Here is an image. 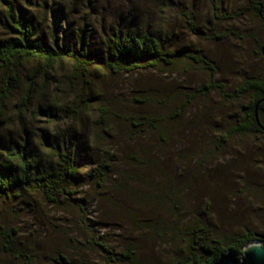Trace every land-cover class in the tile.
Here are the masks:
<instances>
[{"label":"rangeland","instance_id":"1","mask_svg":"<svg viewBox=\"0 0 264 264\" xmlns=\"http://www.w3.org/2000/svg\"><path fill=\"white\" fill-rule=\"evenodd\" d=\"M254 2L264 16V0ZM16 4L46 42L55 35L72 51L80 48V33L87 49L102 58L103 39L111 31H147L170 49L186 47L185 52L209 62L215 70L213 82L227 93L246 79L264 76L259 50L264 20L249 0H16ZM185 15L193 18L196 31L189 29ZM34 71L33 65H25L21 83ZM89 72L75 78L65 62L35 75V114L19 111V91L0 115L1 133L26 135L41 152L43 135L53 140L54 134L78 133L81 139L77 143L81 176L70 187L77 191L73 200L55 205L32 190L0 200V222L14 231L19 248L31 253L36 264L51 263L57 252L74 264L100 263L105 255L96 243L105 244L113 255L132 252L136 264H179L194 239L199 244L213 239L226 244L249 232L264 242V138L232 136L225 143L220 139L239 118L243 101H225L217 91L198 93L209 83L210 71L193 60L180 59L175 68L162 72L114 75L100 66ZM190 95L183 115L175 122L169 119ZM81 101L86 105L77 107ZM99 109L106 111L104 120ZM137 114L163 119L157 120V131L135 135L124 119ZM160 132L167 133L164 143ZM131 155L141 162L129 159ZM110 156L112 174L98 185L89 174ZM0 264L19 263L0 250Z\"/></svg>","mask_w":264,"mask_h":264},{"label":"trees","instance_id":"2","mask_svg":"<svg viewBox=\"0 0 264 264\" xmlns=\"http://www.w3.org/2000/svg\"><path fill=\"white\" fill-rule=\"evenodd\" d=\"M249 3L255 14L264 20L261 5L254 0H249ZM0 8L2 10L0 22L3 31H0V72L2 74L0 77V115L5 113L6 104L19 91H21L17 104L19 111L35 114L32 109L36 87L35 75H44L60 63H69L74 77L81 75L83 78L89 75L92 68L97 69L98 66L114 75L133 74L140 70L162 72L163 69L175 68L180 59H185L202 64L210 71L209 83L202 85L197 90L198 93L217 91L225 101H243L240 104L239 118L225 129V133L220 137L221 142L225 143L227 138L241 135L264 138V76L246 79L231 93H227L223 85L213 82L215 70L209 62L200 56L185 52L189 50L186 47L170 49L147 31L128 30L125 33L111 31L103 39L105 56L101 58L87 49L81 33L78 36L80 48L75 51L63 46V43L59 44L55 35L50 43L46 42L38 28L33 25L32 20H28L26 14L21 12L16 0H0ZM185 21L190 30L196 31L191 16L185 15ZM259 50L264 57V44L259 46ZM27 64L35 67V75L25 77L27 82L24 80L22 84L20 73ZM20 84L23 86L22 89H19ZM186 98L180 106L177 105L169 119L175 122L183 115L184 105L190 102L192 96ZM134 102L142 103L140 100H134ZM80 105L86 104L81 101L77 107ZM77 110L78 108L72 110V113L75 115ZM38 111L43 113L41 108ZM98 111L100 119L104 120V116L107 115L106 111L104 109ZM49 116L53 117V115ZM161 119L163 118L153 115L137 114L128 116L124 121L131 131L132 129L136 131L134 133L137 135L148 129L157 131L155 124ZM166 134L162 132L159 134L163 143V136ZM66 136L67 134L62 137L54 134L53 140H50L43 135L39 142L43 151L41 152L34 141L29 140L26 135L16 136L0 132V200L19 198L22 192L29 190L38 193L55 205L63 203L62 201L73 200L72 195L77 191L70 190V187L81 176L79 164L82 158L79 156L82 154L77 144L81 139L78 133L71 137ZM215 149L216 151L220 149V140ZM129 159L141 162L134 155H131ZM112 162L111 156L104 158L93 168L89 178L98 179L96 180L98 185L105 184L107 177L113 171ZM78 208L81 209L79 206ZM13 237L14 231H8L0 222V250L19 264H36L33 255L19 248L20 244L14 243ZM251 241H256V239L249 232L232 237L226 244L214 239L199 244L194 239V243L189 244V250L179 264H213L228 251L239 257L244 246ZM96 245L105 255L103 261L97 264H136L135 257H132L133 253L130 251L113 255L105 244L96 243ZM50 260L49 264H74L66 254L61 252H57Z\"/></svg>","mask_w":264,"mask_h":264},{"label":"water","instance_id":"3","mask_svg":"<svg viewBox=\"0 0 264 264\" xmlns=\"http://www.w3.org/2000/svg\"><path fill=\"white\" fill-rule=\"evenodd\" d=\"M213 264H264V242L251 241L244 246L239 257L228 251Z\"/></svg>","mask_w":264,"mask_h":264}]
</instances>
